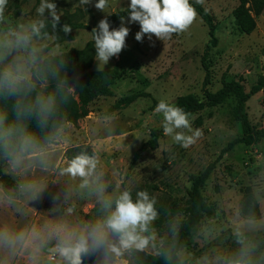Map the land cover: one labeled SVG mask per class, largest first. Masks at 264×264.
Here are the masks:
<instances>
[{
    "label": "rangeland",
    "instance_id": "obj_1",
    "mask_svg": "<svg viewBox=\"0 0 264 264\" xmlns=\"http://www.w3.org/2000/svg\"><path fill=\"white\" fill-rule=\"evenodd\" d=\"M257 1L247 0L245 4L256 23L251 34L238 30L240 0H202L198 4L215 25L214 41L198 15L187 31L164 41L155 36L150 41L145 36L138 42L135 34L139 24L125 19L130 33L118 58H111L99 69L94 55L88 65L73 69L77 76L65 87L77 102L75 81L93 72H112L118 78L112 95L90 100L88 115L77 125L64 124L53 144L5 157L4 172L17 190L0 183V233L12 238L11 242L0 239V264H68L53 251L56 246L70 237L73 241L88 237L97 228L104 234V242L94 246L89 238L81 264H127L124 255L137 248H122L120 237L105 224L119 196L128 191L136 202V193L146 190L150 198L154 197L157 215L148 225L165 217L174 205H186L194 181L242 136L241 124L234 116L236 101L229 98L222 105L189 116L192 128H199L203 135L186 149L164 135L163 116L154 109L162 99L171 105L188 94L202 99L204 90L217 92L223 81L240 78L249 93L259 78H264V5L257 7ZM49 2L56 3L60 15L55 28L48 10L43 16L36 12L41 0H7L0 15V82L4 87L5 72L17 74L19 69L24 79L18 83L29 82L45 60L72 49L84 50L90 42L94 47L92 29L101 19L127 9L130 0H108L104 11L95 8L98 0L88 5L80 0ZM37 21L45 25L40 29L41 37L31 32ZM65 24L87 28H71L65 33ZM120 24L110 23L111 28ZM18 36H29L27 45L18 42ZM207 75L210 84L205 89ZM58 83L56 77L38 79V87L49 92L56 91ZM134 94L145 96L129 107L111 110L119 99ZM56 103L53 100V105ZM246 112L254 130L264 128V89L250 97ZM152 130L162 133L157 147L136 157L151 139ZM77 146H89L98 160L83 187L85 178L63 172L69 164L66 152ZM202 194L215 215L203 221L180 253L181 264H235L245 246L247 264H264V140L251 146L238 144L228 151L215 166ZM182 220L183 216H178L162 228L143 232L138 227L137 233L148 243L137 250L157 253ZM21 235L23 239H15ZM112 246L120 248V253L113 252Z\"/></svg>",
    "mask_w": 264,
    "mask_h": 264
},
{
    "label": "trees",
    "instance_id": "obj_2",
    "mask_svg": "<svg viewBox=\"0 0 264 264\" xmlns=\"http://www.w3.org/2000/svg\"><path fill=\"white\" fill-rule=\"evenodd\" d=\"M247 0H240V6L237 9V26L238 30L244 34H251L255 29V20L249 15L245 8ZM189 3L195 8L197 15L203 20L209 29L211 40H215V25L211 15L198 3L189 0ZM264 0H258L257 7H262ZM128 9V8H127ZM127 9L107 16L110 23L121 22V16L128 19ZM71 28H87L83 25H71ZM35 37H41L34 35ZM95 55L93 42L88 43L84 50L72 49L59 56L49 58L40 63L33 71L29 82L18 83L19 91L15 94H10L8 88L4 87L0 82V130L9 127L13 128V134L8 138V148H5V138L2 133L0 135V183L4 188H13L17 190L13 179L4 172L3 164L5 157L10 154L25 155L31 153L35 149H42L54 143L55 138L61 127L70 123L77 125L78 122L88 115L86 109L87 104L98 96H111V88L114 86L117 75L112 72H93L73 84L76 88V94L79 97V102L74 98V95L67 90L66 85L71 84L69 81L77 76L73 72L75 68H83L90 63V60ZM56 77V91L49 92L38 87V79H49ZM242 78L230 82L223 81L222 87L217 92L204 90L203 98L199 99L193 94H188L179 97L174 106L182 108L186 113L194 115L207 108H213L225 103L229 98H234L236 101L234 116L241 124L242 136L235 139L228 147H226L217 158L211 163L206 170L194 181L192 189L186 205H174L170 208L168 214L155 222L148 225V229L162 228L165 223L175 219L178 216H183V220L177 226L171 237L164 240L157 253L151 254L145 251L131 249L123 259L127 264H181L180 253L186 249L191 239L198 233L205 219L213 218L215 211L205 200L202 189L215 169V166L223 158V156L238 144L247 146L256 145L264 140V128L254 130L251 126L246 106L250 97L262 89H264V78L260 77L257 84L248 93L241 84ZM209 75L204 80V88L210 84ZM145 95L134 94L128 95L119 99L111 110H119L129 107L139 98ZM37 97H52L57 103L53 105L52 111L48 115L47 120L42 124L35 113L29 115L21 113V107L29 104H34ZM20 116L19 120H16ZM24 136L32 138L33 143L26 150L21 151L20 142ZM162 136L160 131L152 130L151 139L142 145L139 152H144L148 149H155L157 141ZM80 154H86L94 157V152L89 146H77L69 149L66 152V158L70 162L73 158ZM8 192V191H7ZM10 197L15 198L14 193L8 192ZM119 237V234L116 233Z\"/></svg>",
    "mask_w": 264,
    "mask_h": 264
},
{
    "label": "clouds",
    "instance_id": "obj_3",
    "mask_svg": "<svg viewBox=\"0 0 264 264\" xmlns=\"http://www.w3.org/2000/svg\"><path fill=\"white\" fill-rule=\"evenodd\" d=\"M7 0H0V15L3 14ZM83 5H88L91 0H80ZM197 3H202V0H197ZM95 8L101 11L108 6V0H98L95 3ZM45 10L49 11L52 18V26L55 28L59 21L60 15L57 13V5L49 0H41L36 12L43 16ZM128 23H138L140 30L135 34V39L138 42H143V38L151 41L155 36L162 41L170 39L173 34L185 32L194 23L197 12L189 3V0H130L128 9ZM43 21H37L32 24L31 32L35 35L40 34V29L44 27ZM65 33L71 31V26L65 24L62 28ZM130 33V28L125 26L124 17L121 16V24L118 28H111L109 20L105 17L98 22V25L92 29V38L94 40L95 58L99 62V69L109 63L110 59L119 56L122 50L126 47V37ZM29 36H18V42H23L27 45ZM11 72L4 73V83L10 94H15L19 91L18 82L24 77ZM53 107V98L44 99L37 97L34 104L21 107V113L33 114L37 116L43 124ZM154 111L161 113L163 116L162 128L165 136H169L173 141L183 148H189L194 145L199 138L202 137V131L197 128L193 129L189 120V113H186L182 108L171 105L165 100H160ZM191 133L185 134L184 130ZM181 130V131H178ZM14 129L9 127L2 133L5 138V148H8V138L12 136ZM33 140L29 136H24L20 142L21 151L26 150L31 146ZM98 160L86 154H80L73 158L68 166L63 169V172L71 176H80L84 179L82 187L87 185V178L90 177L96 169ZM137 200L133 202L132 196L128 191L123 192L116 200L115 210L107 218L105 224L108 229L119 234L120 245L122 248L135 246L137 249H143L148 243L147 238L142 237L137 233V228L140 231H146L150 221L156 218L154 197L150 198L146 190H141L136 193ZM110 206L109 204L105 205ZM89 238L94 246H99L104 242V234L97 228L94 229L88 237L81 236L76 240L68 238L62 241L53 250L64 258L68 264H81V254L88 251ZM0 239L11 242L7 233H0ZM15 239H23V236H18ZM111 250L120 253V248L112 246ZM248 249L245 246L241 251V259L235 264H247L244 257L247 255Z\"/></svg>",
    "mask_w": 264,
    "mask_h": 264
},
{
    "label": "built area",
    "instance_id": "obj_4",
    "mask_svg": "<svg viewBox=\"0 0 264 264\" xmlns=\"http://www.w3.org/2000/svg\"><path fill=\"white\" fill-rule=\"evenodd\" d=\"M52 259H54V258H52Z\"/></svg>",
    "mask_w": 264,
    "mask_h": 264
}]
</instances>
